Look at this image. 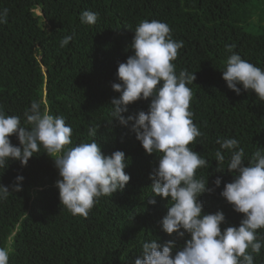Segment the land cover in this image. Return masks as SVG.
<instances>
[{
    "label": "trees",
    "instance_id": "obj_1",
    "mask_svg": "<svg viewBox=\"0 0 264 264\" xmlns=\"http://www.w3.org/2000/svg\"><path fill=\"white\" fill-rule=\"evenodd\" d=\"M4 9L0 107L30 127L24 112L34 100L42 101V110L46 104L50 114L63 116L71 126L72 146L94 139L105 155L123 151L130 175L123 191L100 197L87 217L73 216L60 203L56 181L62 178L43 147L27 166L9 161L7 168H0V184L10 191L0 200V247L13 249L9 264H134L144 242L172 240L175 255L190 239V234L180 237L162 229L171 201L153 194L150 179L160 154H146L132 122L121 125L111 115V100L120 95L112 88L120 82L118 65L134 54V32L143 20L165 22L173 39L184 42L173 63L177 74H195L187 85L193 94L190 110L203 133L189 147L208 161L207 167L197 169L196 178L208 179L214 189L199 200L204 214L224 213L222 231L239 226L243 214L220 195L236 173L227 171L230 153L216 141L237 139L247 166L264 149V101L242 85L240 95L230 90L222 70L231 54L226 45H234L242 59L264 69V0H0V13ZM85 10L98 13L94 25L81 22ZM65 36L73 38L61 47ZM150 102L138 100L122 115L147 112ZM91 127L97 128L95 137L88 135ZM10 140L19 146L15 135ZM217 150L225 155L222 164L216 161ZM17 175L24 177L22 191L11 192ZM217 177L219 187L214 184ZM257 232L264 242V228ZM253 256L254 264H264V246Z\"/></svg>",
    "mask_w": 264,
    "mask_h": 264
},
{
    "label": "clouds",
    "instance_id": "obj_2",
    "mask_svg": "<svg viewBox=\"0 0 264 264\" xmlns=\"http://www.w3.org/2000/svg\"><path fill=\"white\" fill-rule=\"evenodd\" d=\"M7 14V9L0 13V24L7 23ZM80 19L84 24L94 25L98 13L85 10ZM134 33L131 44L134 54L119 63L120 82L112 84L120 95L111 100V115L121 125L132 122L131 130L146 154H160L158 167L150 179L153 194L170 197L171 201L160 222L162 229L180 237L190 234V239L175 255L176 244L172 240L164 244L157 240L144 242L134 264H254L253 253L259 255L264 246L257 232L264 228V149H258L245 166V150L237 139H217L220 149L230 153L227 171L236 173L220 195L236 212L243 214L238 227L229 226L222 231L224 213L204 214L199 200L201 194L214 189L208 187V179L196 178L197 169L207 167L208 161L189 147L203 133L193 122L190 110L193 94L187 85L195 81V74L187 70L177 74L173 63L184 42L174 40L170 27L158 20L141 21ZM72 38L65 36L60 46H67ZM234 47L225 46L231 54L222 78L237 95L241 93L238 85H242L244 91L251 90L264 101V69L242 59L233 51ZM149 98L147 112L127 118L122 115L128 111V105ZM24 116L30 127L22 125L19 116L7 115L0 107V168H7L8 162L15 160L27 166L29 159L43 147L54 159L62 178L56 181L60 203L73 216L87 217L100 197H111L124 190L130 175L125 172L128 163L123 151L105 155L94 139L72 146L71 126L63 116L50 114L46 104L42 110V101L34 100ZM12 135L18 138L19 146L12 144ZM88 135L95 137L97 128H89ZM215 158L220 164L225 161L220 150L215 152ZM23 179L17 175L11 192L22 191ZM214 184L219 187L221 178L217 177ZM9 194V187L0 184V200L7 199ZM149 203L154 205L156 201L151 199ZM25 218L27 214L16 224L17 231ZM12 251L11 246L0 247V264H9Z\"/></svg>",
    "mask_w": 264,
    "mask_h": 264
}]
</instances>
